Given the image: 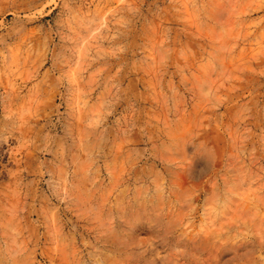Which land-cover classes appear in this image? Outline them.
<instances>
[{
    "label": "rangeland",
    "instance_id": "1",
    "mask_svg": "<svg viewBox=\"0 0 264 264\" xmlns=\"http://www.w3.org/2000/svg\"><path fill=\"white\" fill-rule=\"evenodd\" d=\"M0 264H264V0H0Z\"/></svg>",
    "mask_w": 264,
    "mask_h": 264
}]
</instances>
